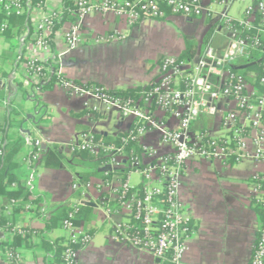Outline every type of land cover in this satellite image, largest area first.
<instances>
[{"label": "crops", "instance_id": "crops-1", "mask_svg": "<svg viewBox=\"0 0 264 264\" xmlns=\"http://www.w3.org/2000/svg\"><path fill=\"white\" fill-rule=\"evenodd\" d=\"M49 8L63 9L64 0H46ZM215 14L193 19L170 15L164 19L145 18L136 25L128 23L113 13H92L83 22V41L69 49L63 36L73 23L69 14L53 35V52L63 77L82 85L98 84L105 89H142L148 86L158 73V61L164 56H180L186 44L197 49L199 57L208 45L222 51L229 43L230 35L219 19L225 11L230 17L241 20L252 0H230L215 6L217 0H207ZM242 4L237 10L236 3ZM237 15H235V14ZM197 21L194 29L190 23ZM18 29V28H17ZM107 34H116L117 40L96 43L94 39ZM0 54L3 57L4 86L0 91V122L5 143L16 142L24 133L33 138L50 142L60 153V165L50 164L55 160L44 159L35 166V195L41 201L35 210L10 213L7 216L11 228H0V264L6 263L5 248L15 242V229L28 228L42 232L53 243L65 244L68 232L60 225L46 226V220L56 215L60 207H68L82 198L90 213L81 216L79 228L90 235V242L78 254L77 264H166L147 250L122 244L112 238L115 223L123 221V214L115 213L114 204L98 190L102 180V168L89 157L75 155L69 146L79 141L81 134L91 132L100 140H116L130 122L127 117L108 106L104 101L88 94H75L59 84L45 88L41 94L42 116L38 124L27 121L33 112V104L27 100L32 84L18 59L19 44L15 33L9 32L0 38ZM226 101L223 104L226 105ZM222 115L203 116L194 124L193 130L222 137L227 132L222 128ZM144 141L161 147L159 134L151 132ZM163 148V147H162ZM166 148V147H165ZM163 148V149H165ZM254 152L256 144L248 142ZM32 151L25 142L15 160L20 164L18 176L24 180L30 165L25 161ZM88 175L86 189H74L73 184L82 183ZM138 181L133 183L132 176ZM131 184H139L140 176L133 174ZM264 161L251 157L237 160L230 155L223 160L195 159L189 161L181 178L179 198L184 203V216L190 219L191 232L187 238L185 254L187 264H248L264 217L256 205L264 200ZM117 183V181H115ZM84 192V195L83 194ZM113 197V194L110 192ZM107 200V201H106ZM9 201L0 198V206ZM40 234L17 243L25 264H56L52 255L42 246Z\"/></svg>", "mask_w": 264, "mask_h": 264}, {"label": "built area", "instance_id": "built-area-1", "mask_svg": "<svg viewBox=\"0 0 264 264\" xmlns=\"http://www.w3.org/2000/svg\"><path fill=\"white\" fill-rule=\"evenodd\" d=\"M229 1L217 0V3L227 5ZM252 1L241 20L233 19L225 11L218 14L230 35L225 49L218 51L208 45L193 60H180L179 56L169 55L162 57L157 75L137 101L122 102L108 96L100 88L87 87L70 79L57 83L71 93L92 95L130 119L124 133L117 138L121 141L119 145L100 140L96 134L87 132L69 146L72 153L86 152L100 164L103 177L98 190L114 204L115 213L126 217L114 224V240L147 250L169 264H187L186 240L192 227L190 219L184 216L179 188L180 178L189 161L200 158L223 160L231 154L237 160L251 157L264 161V65L259 90L233 70L251 46L261 44L260 35L242 37L235 23L251 28L256 14H259V31L264 35V0ZM161 4H165L173 15L189 19L215 14L207 0H74V7L69 13L74 20L63 36L65 45L72 49L83 41V22L89 14L113 13L133 26L145 18H165L166 12ZM60 12L59 9L49 8L46 0L35 4L31 0H0V38L9 32L15 33L19 44L18 59H23V67L32 82L27 100L33 104V112L27 116V121L33 125H37L42 116L41 94L45 86L53 75L62 76L60 70L52 65L58 64L53 52L52 35L55 24L60 22ZM10 16L27 17L23 31L19 32L12 26ZM119 38L116 34H107L95 38L94 42ZM2 61L0 54V91L4 86ZM223 101L227 102L226 105ZM217 115H222L221 125L227 132L225 136L212 137L193 130V124L200 117ZM151 132L159 134L161 147L144 141ZM24 139L32 149L25 159L31 167L25 184L35 198V166L50 147V142L26 133ZM132 141L138 145L139 152L135 148L125 149V145ZM249 141L256 144L254 152L248 149ZM2 157L0 128V163ZM133 174L141 178L137 185L131 184ZM260 180L264 181V178ZM89 186L88 182L73 184L76 190ZM259 188L264 189V183ZM82 195L85 196L84 192ZM19 201L11 202L18 204ZM83 205L81 198L67 207L68 214L62 223L69 234L64 264H77L79 251L91 240L90 235L74 222L75 214ZM33 206L27 202L26 211ZM2 212L0 210V222ZM15 230L21 231L18 228ZM76 245L79 248H75ZM5 256L7 264H25L20 251L6 249ZM248 264H264V226Z\"/></svg>", "mask_w": 264, "mask_h": 264}, {"label": "trees", "instance_id": "trees-1", "mask_svg": "<svg viewBox=\"0 0 264 264\" xmlns=\"http://www.w3.org/2000/svg\"><path fill=\"white\" fill-rule=\"evenodd\" d=\"M39 0H31V3L35 4ZM63 9L60 12V22L56 23L54 26V32L59 27V24L69 15L70 10L74 7V0H64ZM162 9L166 12V17L170 15H173L170 9L165 5L161 4ZM2 19V17H0ZM156 19H164V18H156ZM27 20L26 16H10V22L12 26L18 28V31L21 32L25 28V22ZM261 16L259 14H256L254 20L252 21L251 28H246L238 23H235L236 27L239 29V32L242 37L247 36H255L260 35V45L258 46H251L249 48V52L246 56L242 58L240 61L238 67H235L233 70L237 72L239 75H242L246 77L256 89L259 90V79L262 74V69L264 65V35L259 31L261 28ZM54 35V33H53ZM52 35V38H53ZM53 43V41H52ZM197 55V49L195 46H193L190 43L186 44L185 49L182 51V53L179 56L180 60H193L196 58ZM162 58V57H161ZM160 58V59H161ZM159 59V60H160ZM159 63V61H158ZM53 67L58 70V64H52ZM62 79H67L63 76L53 75L49 83L45 86V88L52 87L55 84H57ZM87 87H97L103 90L105 94L108 96H111L115 99H118L122 102L131 100V101H137L140 99V97L149 89V86H146L145 88L140 89H127V90H110L105 89L101 85L98 84H88ZM0 128L1 132L3 130V125L0 122ZM99 138V137H98ZM109 143H115L120 144V140H109ZM3 143V157L0 163V198L5 197L9 201V205L6 207L0 206V210H2V216H1V222H0V228H11L12 226L8 222L7 218V212L16 213L20 211L26 210L25 204L27 202H30L33 204V208L31 210L36 209V205L41 201V196L35 195V198L33 197V193L29 190V188L26 186L25 181L21 179L20 176H18V170L20 168V164L15 160L16 155L22 150L25 142L23 138H19L16 142H9L5 143L4 139L2 138ZM133 143V145H132ZM132 145V146H131ZM129 148H135L140 151L138 148V145L135 144V142H131V144H126L125 149L129 150ZM32 152V151H31ZM75 155H80L83 157H90V155L86 152H76L73 153ZM29 155V154H28ZM60 153L55 147H49L48 150L41 156L38 163L42 160H52L56 162H52L50 165L53 167H57L60 165ZM31 168V167H30ZM102 173V172H101ZM28 176V175H27ZM88 175H85L82 177V183L83 181H87ZM85 183V182H84ZM164 199V198H163ZM12 200H21L18 204H12ZM112 204V202H110ZM256 209L259 211V213L264 217V200L262 202L257 203ZM91 207L89 206H82L80 210L75 214L74 222L77 226H79L81 222V216L87 215L90 213ZM30 211V210H29ZM68 214V208L67 207H60L57 210L56 215L52 216L48 220H46V226L48 228H53L54 226L60 224L62 226L63 221L66 219ZM42 237L41 246L52 255V261L56 264H64V251L66 249V242L65 244H59L58 242H49L47 241L44 236H42V232L38 233L37 231L30 230L28 228H22L21 231L15 230V242L11 245L4 246L5 251L6 249H11L13 251H19L17 249V243L22 242L23 240H29V238L32 237V235H38ZM75 248H79V246H75ZM166 264H169L168 262L164 261Z\"/></svg>", "mask_w": 264, "mask_h": 264}, {"label": "rangeland", "instance_id": "rangeland-1", "mask_svg": "<svg viewBox=\"0 0 264 264\" xmlns=\"http://www.w3.org/2000/svg\"><path fill=\"white\" fill-rule=\"evenodd\" d=\"M235 6H236L237 10H239V9H241L242 4H240L239 2H237ZM215 8H216L217 10H219V11L222 10L221 5H217V6H215ZM234 14H235V13H234ZM235 15H237V14H235ZM196 24H197V21H193V22H191L189 25H190L191 29H194L195 26H196ZM137 181H138V177H137L136 175H133V176H132V182L135 183V182H137Z\"/></svg>", "mask_w": 264, "mask_h": 264}]
</instances>
